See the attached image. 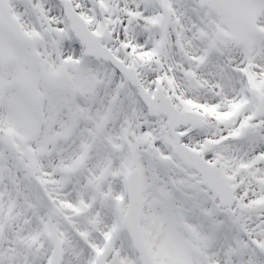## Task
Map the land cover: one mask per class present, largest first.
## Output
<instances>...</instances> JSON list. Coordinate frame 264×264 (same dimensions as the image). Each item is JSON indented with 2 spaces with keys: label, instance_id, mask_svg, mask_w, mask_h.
<instances>
[{
  "label": "snow or ice",
  "instance_id": "snow-or-ice-1",
  "mask_svg": "<svg viewBox=\"0 0 264 264\" xmlns=\"http://www.w3.org/2000/svg\"><path fill=\"white\" fill-rule=\"evenodd\" d=\"M0 264H264V0H0Z\"/></svg>",
  "mask_w": 264,
  "mask_h": 264
}]
</instances>
